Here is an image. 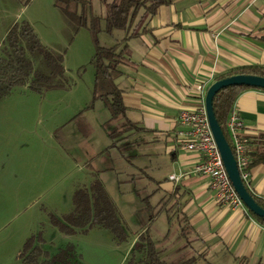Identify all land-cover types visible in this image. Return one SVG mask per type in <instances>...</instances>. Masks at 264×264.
Listing matches in <instances>:
<instances>
[{"label": "crops", "instance_id": "1", "mask_svg": "<svg viewBox=\"0 0 264 264\" xmlns=\"http://www.w3.org/2000/svg\"><path fill=\"white\" fill-rule=\"evenodd\" d=\"M122 35L123 31L112 37L117 40ZM125 44L128 54L115 82L122 89L127 117L142 129L133 135L135 155L130 156L131 160L123 157V167L136 166L168 196H179L180 210L192 226L194 247L206 252L208 260L212 251H218L214 254L226 257L224 264H236L239 257H246L249 264H264V224L246 209L219 205L206 176L186 174L177 181L169 179L171 174L178 176L199 160L196 152L186 151L179 144V112L201 105L204 90L216 75L235 67L264 65V0H170L159 5L138 34ZM64 65L74 79L72 88L77 87L74 71L80 66L69 71L65 61ZM72 88L59 91L67 93ZM103 106L108 119L109 112ZM234 108L242 122L239 133L249 138L248 150L264 148V90L242 91ZM73 115L76 114L71 118ZM94 126L93 123L89 129ZM84 128L76 130L80 133ZM66 139L63 140L68 143ZM102 148L105 147L81 156L78 150L76 156L72 153L68 158L67 154L65 159L70 163L61 171L54 169L57 177L49 172L41 177V184L59 179L71 185L73 178L83 173L88 177L82 182L74 180V189L87 186L92 175L85 163ZM49 167L52 169L51 164ZM246 184L255 196L264 199V162L254 163L251 157ZM134 240L128 241L130 246Z\"/></svg>", "mask_w": 264, "mask_h": 264}, {"label": "rangeland", "instance_id": "2", "mask_svg": "<svg viewBox=\"0 0 264 264\" xmlns=\"http://www.w3.org/2000/svg\"><path fill=\"white\" fill-rule=\"evenodd\" d=\"M98 6L99 3L95 2V7ZM21 20L30 22L42 43L65 50L69 71L79 66L82 69L76 77L78 86L70 92L52 90L38 93L27 88L22 91L16 88L0 100V264H21L19 253L22 244L40 223H44L43 227H39L48 243L56 246L67 242L73 244L82 264H123L130 250V242L117 243L108 230L96 227L86 234L67 236L49 224L47 212L58 215L70 212L73 208L72 194L77 184L74 180L82 182L88 176L80 173L82 175L73 178L71 185L59 179L47 184L40 182L48 172L54 173L55 168L61 171L67 162L70 163L69 159H65L67 154L68 158L72 153L76 156L78 150L81 156L111 143L102 125L108 117L103 103L98 101L88 107L93 86V69L89 62L94 51L90 35L86 29H81L68 43L65 24L54 0H30L27 4L17 0H0V42L8 27ZM80 32L86 37H82ZM117 32L119 30L113 33L116 35ZM114 41L109 34H100V43L112 45ZM88 88H91L90 91ZM80 111L78 117L71 118L72 114L77 115ZM93 123L94 129H89ZM87 127L89 130L85 131ZM76 128H84V132L79 133ZM134 155L131 150L129 159ZM132 161L138 165L136 160ZM115 164L117 171H105L100 177L122 213L132 238L140 231L141 220L137 211L145 208L148 202L157 209L165 202L163 206L169 209L162 210L152 224L151 233L164 244L180 245L185 242V238H175L179 228L178 212H175L178 205L173 208V204L178 202L179 196H168L157 183L151 184L136 166L125 169L123 158L116 159ZM54 176L58 175L54 173ZM179 209L182 210L180 203ZM167 214H173L171 224L165 221ZM168 230L170 235L164 238ZM189 236L191 240L194 238L191 233ZM193 245H196V241ZM216 252L212 251L209 260L224 264L226 257L220 253L214 254Z\"/></svg>", "mask_w": 264, "mask_h": 264}, {"label": "trees", "instance_id": "3", "mask_svg": "<svg viewBox=\"0 0 264 264\" xmlns=\"http://www.w3.org/2000/svg\"><path fill=\"white\" fill-rule=\"evenodd\" d=\"M17 1L27 4L30 0ZM169 1L54 0L65 24L68 43L73 41L81 29H86L90 35L94 51L89 62L93 69V86L88 107H92L97 100L103 102L109 112V118L104 122L103 128L111 140L110 145L86 161L85 167L91 173L92 179L87 186H78L74 190L73 209L60 217L50 214L51 225L63 234L87 233L90 229L97 227L108 230L117 243L128 242L132 237L122 213L100 178V173L117 171L116 159L129 158L128 154L133 150L136 142L133 135L142 129L127 117L122 89L115 82L121 74L122 63L126 61L125 56L128 54L125 41L138 34V30L146 24V20L155 13L159 5ZM95 2L99 3L97 8ZM115 30L123 31L122 38L115 40L112 45L100 43L102 32L114 36ZM64 61L65 50L42 43L29 21L13 22L6 30L0 44V100L16 88H27L38 93L71 89L74 79L67 73ZM81 69L77 70V76L80 75ZM232 74L264 76V65L231 68L216 75L214 79H221ZM251 88L254 87L227 86L219 90L213 98L215 117L231 148L226 122L239 94ZM80 114L81 111L72 119ZM256 142L258 145V140ZM256 149L248 150L250 164L251 157L254 163L264 162V148L258 146ZM246 186L258 204L264 208V199L255 196L247 184ZM163 205L157 209V206H152L148 202L145 208L137 211L141 220V232L123 264H215L206 258V252H201L194 247L195 240L194 238L191 240L189 236L192 233V226L187 216L180 212L178 202L173 204V208L178 205L177 208L175 207V212H178L179 228L175 238L179 240L185 238L186 241L180 245L164 244L154 237L151 233L153 222L163 212L162 210L169 209ZM251 215L264 224L262 219ZM172 217L173 214H167V224H171ZM41 234L38 232L25 240L20 251L21 264H75L72 253L80 260V254L75 251L74 245L63 247L56 257L51 258L49 250L44 247L45 240ZM168 235L170 230L165 233L164 238ZM236 264H249V260L246 257H239L236 258Z\"/></svg>", "mask_w": 264, "mask_h": 264}, {"label": "built area", "instance_id": "4", "mask_svg": "<svg viewBox=\"0 0 264 264\" xmlns=\"http://www.w3.org/2000/svg\"><path fill=\"white\" fill-rule=\"evenodd\" d=\"M177 121L182 127L178 132L180 146L186 151L196 152L199 160L178 176L171 174L169 179L177 181L186 174L206 176L209 178L210 187L214 190V196L219 205L232 209H246L229 180L212 136L204 108V93L202 104L194 109H182ZM226 126L241 178L247 183L250 165L248 138L239 133L242 122L234 107L228 116Z\"/></svg>", "mask_w": 264, "mask_h": 264}, {"label": "water", "instance_id": "5", "mask_svg": "<svg viewBox=\"0 0 264 264\" xmlns=\"http://www.w3.org/2000/svg\"><path fill=\"white\" fill-rule=\"evenodd\" d=\"M245 85L264 90V76L254 74H232L211 81L204 90V108L209 127L220 152L225 170L237 195L251 214L264 221V208L258 204L242 180L232 148L225 137L213 111V98L216 93L227 86Z\"/></svg>", "mask_w": 264, "mask_h": 264}, {"label": "flooded vegetation", "instance_id": "6", "mask_svg": "<svg viewBox=\"0 0 264 264\" xmlns=\"http://www.w3.org/2000/svg\"><path fill=\"white\" fill-rule=\"evenodd\" d=\"M3 39V38H2ZM2 41V40H1ZM1 44V43H0ZM73 206V205H72ZM73 209V208H72ZM48 214H49V216H50V214H55L56 216H58V217H60V216H62V215H64V214H61V215H58V214H56V213H53L52 211H48L47 212ZM69 213V212H68ZM66 214V213H65ZM48 221H49V224L51 225V223H50V220H49V217H48ZM39 225H42V227L44 226V223H40ZM39 225H38V227H37V229H36V231L33 233V234H36V233H38V232H41L42 233V231L40 230L41 229V227H39ZM55 230H57L58 231V229H56L53 225H51ZM91 230V229H90ZM59 233H61L60 231H58ZM141 231H138L137 233H135V235L133 236V238H135V240L137 239V237H138V234L140 233ZM33 234H31L30 236H32ZM63 234V233H62ZM74 234H76V233H74ZM74 234H71V235H74ZM81 234H86V233H81ZM42 235V237H43V239L45 240V238H44V236H43V233L41 234ZM64 235H67V234H64ZM71 235H67V236H71ZM30 236H28V237H30ZM27 237V238H28ZM26 238V239H27ZM132 238V237H131ZM130 238V241L133 239H131ZM25 239V240H26ZM25 240H24V242H25ZM135 240H134V242H135ZM24 242H23V244H24ZM133 242V243H134ZM133 243H132V245L130 246V249H131V247L133 246ZM23 244H22V246H23ZM45 246V248L47 249V250H49V253H50V257L51 258H54V257H56L57 255H58V253H59V251H61V249L63 248V247H65V246H67V245H69V246H71V245H73V244H69L68 242H67V244H64V243H61V244H59L58 246H56V245H53L52 243H48L46 240H45V244H44ZM57 247V248H56ZM21 249H22V247H21ZM73 255H74V257H75V264H82L81 262H80V260H79V258H77L76 256H75V254L74 253H72ZM19 257H20V253H19ZM43 259V258H42ZM80 259H81V257H80ZM70 260V259H69ZM68 260V261H69Z\"/></svg>", "mask_w": 264, "mask_h": 264}]
</instances>
